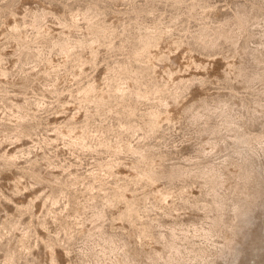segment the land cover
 Listing matches in <instances>:
<instances>
[{
  "label": "rangeland",
  "instance_id": "obj_1",
  "mask_svg": "<svg viewBox=\"0 0 264 264\" xmlns=\"http://www.w3.org/2000/svg\"><path fill=\"white\" fill-rule=\"evenodd\" d=\"M262 181L264 0H0V264H237Z\"/></svg>",
  "mask_w": 264,
  "mask_h": 264
},
{
  "label": "bare ground",
  "instance_id": "obj_2",
  "mask_svg": "<svg viewBox=\"0 0 264 264\" xmlns=\"http://www.w3.org/2000/svg\"><path fill=\"white\" fill-rule=\"evenodd\" d=\"M257 192L263 193L264 192V181L260 182L256 186ZM253 195L250 193H247L246 199L249 200L250 197ZM254 198L256 199V195H254ZM254 200H249L250 202H247L249 205L246 210H244L243 213V229L241 230L242 233L245 232V229H247L252 223L259 220L257 222V225L260 229V232L262 234H256L254 236L249 235L247 232L239 241V259L237 264H245L244 262V256L246 254H249L253 259L264 261V201L258 206L254 204ZM261 218V219H258Z\"/></svg>",
  "mask_w": 264,
  "mask_h": 264
}]
</instances>
